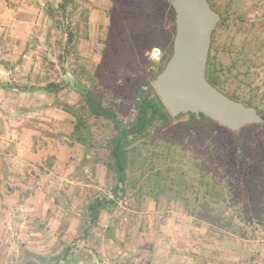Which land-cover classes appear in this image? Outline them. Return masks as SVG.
<instances>
[{
    "label": "crops",
    "instance_id": "crops-1",
    "mask_svg": "<svg viewBox=\"0 0 264 264\" xmlns=\"http://www.w3.org/2000/svg\"><path fill=\"white\" fill-rule=\"evenodd\" d=\"M42 5L40 0H0V264H23L30 254L62 259L69 248L66 260L72 264H126L134 253L141 254L142 264H264V252L251 251L258 245L240 239L217 242L209 237L208 226L194 224L181 212H169L161 221V211H131L119 236L118 227L100 223L106 211L88 225L89 202L84 213L75 203L76 196L84 202L83 188L90 186L77 178L81 166L86 172L84 151L79 142H60L62 134L74 133L76 122L54 105L33 103L51 96L40 94L39 84L16 81L24 64L37 66L34 55L41 42L51 45L56 35V28L44 22L38 26ZM20 100H30V105ZM105 231L106 237L95 238L94 233L100 237ZM79 243L95 251H88L89 256L77 245L71 248ZM55 244L63 245L61 254L36 252Z\"/></svg>",
    "mask_w": 264,
    "mask_h": 264
},
{
    "label": "rangeland",
    "instance_id": "rangeland-1",
    "mask_svg": "<svg viewBox=\"0 0 264 264\" xmlns=\"http://www.w3.org/2000/svg\"><path fill=\"white\" fill-rule=\"evenodd\" d=\"M40 1L43 2V5L41 6L42 14L40 20H38V26L42 27L46 25L50 28H56L57 32L49 40L51 45L47 44L48 41L41 42L42 46L34 55L37 56V66L30 69L28 65L24 64L20 68V71L17 72L16 81H20L22 84H32L33 82L36 86L39 84L38 88L40 86L43 87L46 82L68 83L67 86H63L64 90H61L57 96H39L33 103L56 105V108L61 111H63L62 108L57 107V105L66 104L69 110L67 113L72 117L73 123L75 122L73 114L80 115L82 118L84 125L80 127V132L77 134L87 137L85 144H80L84 151L85 165L83 167L86 169V172H84L82 166L80 168L81 171L78 172L76 170V172L79 181H83L86 184L89 183L90 186L83 188L85 190L81 198H85L84 202L82 199L78 200L76 196L75 203H77L76 206L81 208L83 212L86 202L92 201L97 196L110 197L111 195L110 188L114 184V178L112 172L106 166V162L108 161L106 143L108 138L113 134V129L108 121L95 119L87 114L82 96L78 89H75L74 83H77V85L81 84L91 90L98 96L104 106L116 112L118 117L123 121L131 116L136 93L144 86L142 82L133 81L128 77L125 68L119 67L117 72L112 68L114 62L108 60L106 55H104L110 23L108 10L112 5L110 0ZM207 1L212 5L214 11L224 17L223 20L220 19L221 21H219L212 34L208 55L210 69L216 72L217 76L224 81V87L229 92L235 91L240 97H253L257 99L263 97L264 0ZM59 4H64L63 10L59 8ZM68 33L72 34L71 42L66 41ZM43 37L41 36L42 39ZM157 50L160 53V58L162 52L160 49ZM150 58H152L151 53ZM159 58L152 60L157 62ZM32 72H34L33 76L31 75ZM104 77L106 78L103 79ZM40 94L45 93L40 92ZM27 101L28 105H30V100H20L24 105H27L25 104ZM258 113L262 114L264 118V111L258 110ZM186 120V116L180 117L179 119H175L172 125L181 129L180 124ZM259 126L261 128L243 130L240 134L239 138H241L243 145L247 149L245 151L246 160L244 158L241 159L234 151L232 136L225 134L223 131L218 132L224 138L218 137L219 142L216 144L219 149L215 150L216 155L212 154V157L221 162L223 167L226 168L225 176L229 177L230 185H236L237 182L242 185L245 184L246 176L249 179L252 176V170L255 168H259L253 176L255 187L260 188L258 181L264 185V123ZM165 132L166 129L161 130L156 135V138L151 140L148 148L154 145V140L161 141L166 136ZM60 140L62 144L66 145L76 141L73 134H62ZM220 144H223L222 148L219 147ZM227 146L231 147V149L226 148ZM208 151L212 152L213 149L209 148ZM187 156L183 158L184 163L192 165L191 159L193 158L190 155ZM165 158L168 161V156ZM148 168H150L148 165L143 170L140 165L133 167L132 171H130L131 183L127 185V195L124 198L115 200L116 205L108 212L110 214L102 212L100 215L99 221L104 226H110L113 229L115 226L119 228L118 236L128 226L129 221L127 224L123 219L128 220L131 211L140 214L147 211L151 213L152 211H161V221L166 218V214L169 212H181L186 215L180 201L174 200L168 193L158 192V189L152 186V180H148L152 176V173L149 172ZM245 168H247L246 172ZM131 184L134 186L132 187ZM94 185L96 187H93ZM80 186L82 185L80 184ZM251 191L253 193L259 192L258 189L255 192L254 190ZM253 193L251 196L257 198ZM233 194L234 192H230L227 195L232 204V207L228 210V214H234L236 216L234 217V221L248 230L251 228L249 222H251L250 218L253 215H250L248 210L240 213L234 212V210L242 208V203ZM247 199L248 196L246 195L245 200ZM60 202L64 206L65 202L62 199ZM18 214L16 211L14 212L13 218L15 222L19 220L16 218ZM237 214H240L239 217H237ZM260 216L262 217L263 214ZM9 217L12 216L9 215ZM191 219L196 225L208 226L209 237L217 242L223 239H240L231 233H224L215 227H211L203 221ZM241 219L242 221H240ZM125 223L127 224L126 226H124ZM251 230L253 231L252 233ZM248 232V239H245V241L249 242V244L258 245L255 249H251L253 254H256L258 250L264 252V228L261 225H255L254 229L252 228ZM104 234L105 237L108 235L105 231L103 233L100 232V237L96 236V233H94V236L101 240ZM75 245H77L76 248ZM90 245H94V242H91ZM131 245H134V243H131L130 247ZM71 248L82 250L89 256L88 251H95L91 247L82 245V243L74 244ZM47 249L61 254L64 247L63 245L55 244L36 252L44 253ZM27 251L32 252L33 250L27 249ZM183 251L186 253L184 249ZM134 256V258L129 257L126 264H142V261L140 262L138 259V256L141 258V254L134 253ZM251 258V261L255 260L254 256ZM259 262H262V260Z\"/></svg>",
    "mask_w": 264,
    "mask_h": 264
},
{
    "label": "trees",
    "instance_id": "trees-1",
    "mask_svg": "<svg viewBox=\"0 0 264 264\" xmlns=\"http://www.w3.org/2000/svg\"><path fill=\"white\" fill-rule=\"evenodd\" d=\"M110 1L112 5L108 10L110 23L104 55L114 62L112 68L117 72L119 67L125 68L128 77L133 81L142 82L144 87L136 93L131 116L123 121L116 112L104 106L91 90L74 83L75 89H78L82 96L87 114L95 119L108 121L113 129V134L106 143L108 157L106 166L114 178V184L110 188L111 195L110 197L97 196L90 201L86 205L85 220L88 225L93 226L102 211L110 212L116 205L115 200L127 195V185L131 183L132 168L140 165L143 170L148 165L150 167L148 170L152 173L148 180H152V186L158 189V192L168 193L174 200L180 201L187 216L203 221L224 233H231L240 239H248V231L254 229L255 225H261L264 228V185L258 181L260 188L255 187L253 178L259 168L252 170V176L249 179L246 176L245 184L237 182L236 185H230L229 177L225 176L226 168L221 162L215 160L212 154L216 155L215 150L219 149L216 144L219 142L218 137L224 138V136L218 132L223 131L232 136V147L236 154L246 160L245 151L247 149L239 138L240 134L243 130L257 129L261 126L249 125L238 132H231L202 114L187 113L176 118L171 117L152 86V81L163 70L172 52L174 12L169 0ZM210 6L213 9L211 4ZM59 8L63 10L64 4H59ZM220 17L221 20L224 19L222 15ZM66 36V41L71 42L72 34L68 33ZM154 48L162 52L157 62L150 58V53ZM209 61L208 56L206 80L211 85L236 101L253 106L257 111H264V95L257 99L240 97L235 91L229 92L224 87V81L210 69ZM64 85L67 86L68 83L46 82L43 87L38 88V91L57 96L61 90H64ZM57 107L69 112L66 104H59ZM73 116L76 122L73 137L77 142L85 144L87 137L77 134L80 132V127L84 125L82 118L80 115L73 114ZM184 116L187 120L180 124L181 129L172 125L175 119ZM163 129H166V136L159 142L154 140V145L148 148L151 140L156 138V135ZM222 145L220 144L219 147L222 148ZM208 146L213 149L212 152L208 151ZM226 148L231 149L229 146ZM187 155L193 158L191 159L192 165L184 163L183 158L188 157ZM167 156L168 161L165 158ZM257 189L259 192L251 191L255 192ZM230 192H234L233 195L237 196L242 203V208L234 212L240 213L248 210L250 215H253L249 222L250 229L247 230L238 225L234 221L236 216L228 214V210L232 207L231 200L227 197ZM252 193L257 198H253ZM246 195L247 200H245ZM261 214H263L262 217ZM239 215L237 214V217ZM65 252L62 259L59 257L47 259L41 255L30 254L26 256L23 264H59L60 261L64 264H72L66 260L70 248Z\"/></svg>",
    "mask_w": 264,
    "mask_h": 264
},
{
    "label": "water",
    "instance_id": "water-1",
    "mask_svg": "<svg viewBox=\"0 0 264 264\" xmlns=\"http://www.w3.org/2000/svg\"><path fill=\"white\" fill-rule=\"evenodd\" d=\"M169 3L174 12L172 52L152 86L171 117L202 114L231 132L263 124L255 107L228 97L206 80L211 38L220 14L207 0Z\"/></svg>",
    "mask_w": 264,
    "mask_h": 264
},
{
    "label": "built area",
    "instance_id": "built-area-1",
    "mask_svg": "<svg viewBox=\"0 0 264 264\" xmlns=\"http://www.w3.org/2000/svg\"><path fill=\"white\" fill-rule=\"evenodd\" d=\"M159 55H160V53H159V51L157 50V49H153L152 51H151V59H158L159 58Z\"/></svg>",
    "mask_w": 264,
    "mask_h": 264
}]
</instances>
